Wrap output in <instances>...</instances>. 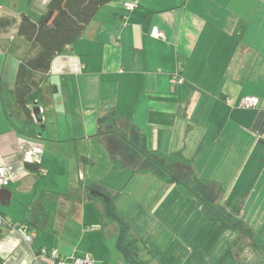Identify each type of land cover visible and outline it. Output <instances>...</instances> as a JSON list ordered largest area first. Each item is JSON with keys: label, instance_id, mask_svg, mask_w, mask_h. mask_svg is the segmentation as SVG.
Listing matches in <instances>:
<instances>
[{"label": "crops", "instance_id": "0c3cea01", "mask_svg": "<svg viewBox=\"0 0 264 264\" xmlns=\"http://www.w3.org/2000/svg\"><path fill=\"white\" fill-rule=\"evenodd\" d=\"M18 1L12 16L0 0V17L29 16L36 0ZM122 5L52 60L32 127L5 109L15 79L0 78L3 264H55L43 249L62 264H130L119 247L131 244L136 264H264V0ZM243 97L259 107H239ZM140 135L146 152L181 159L165 168L197 197L158 178Z\"/></svg>", "mask_w": 264, "mask_h": 264}, {"label": "trees", "instance_id": "16d2710c", "mask_svg": "<svg viewBox=\"0 0 264 264\" xmlns=\"http://www.w3.org/2000/svg\"><path fill=\"white\" fill-rule=\"evenodd\" d=\"M113 1L116 0H49L37 21L32 20L25 13L21 14L18 23L13 18L0 17V33H6L8 29L16 25L17 35L29 43V50L18 60L14 86L7 91L8 105L20 114L25 126L32 127L34 125L31 106L35 105V102L38 103L40 99L41 85L49 72L52 60L75 42L96 14ZM7 116L9 117L8 114ZM115 117L117 114L111 113L100 118L98 123L104 124ZM139 141L137 150L151 162L152 169L160 180L175 183L185 195L197 197L193 190L187 188L188 185L182 179L165 168V164L169 161V163L172 160L181 161L178 156L175 155L167 161L159 154L154 155L146 152L141 135ZM84 160L82 158L83 162ZM24 168L37 175L41 170L39 163L31 162L24 163ZM0 219L3 222L0 224L9 226L1 215ZM228 222L232 228L245 235L248 234V230L244 229L240 223L233 220ZM222 226L226 227L227 225L222 224ZM119 249L130 264L139 262L134 245L131 244L127 247L121 245ZM59 262L60 260H57L55 264H59ZM0 264H3L1 257Z\"/></svg>", "mask_w": 264, "mask_h": 264}, {"label": "rangeland", "instance_id": "374dc122", "mask_svg": "<svg viewBox=\"0 0 264 264\" xmlns=\"http://www.w3.org/2000/svg\"><path fill=\"white\" fill-rule=\"evenodd\" d=\"M3 1V12H11L12 16L15 15V12L18 10V6L20 5L19 1L16 0H1ZM45 0H36L35 5L32 9L29 8L28 14L32 18V20L37 21L38 18L43 13L42 6L44 4ZM21 9H24L25 3H21ZM27 8V7H26ZM21 12V11H20ZM24 48V49H23ZM6 50H9L6 52ZM29 50V43L23 39L22 37H19L14 30V27L8 29L6 33H0V78L5 77V79L14 81L17 65H18V59L21 58L26 54V52ZM5 70V72L3 71ZM6 84V83H5ZM1 86V82H0ZM5 109L7 112H11L10 105H8L5 101ZM12 113V112H11ZM117 133H121V130L116 131ZM45 135H43L44 137ZM121 231V235H125V239H129L130 235L129 233H126L127 230L125 227H122L119 229V234ZM73 263V262H72Z\"/></svg>", "mask_w": 264, "mask_h": 264}, {"label": "built area", "instance_id": "2783aa9c", "mask_svg": "<svg viewBox=\"0 0 264 264\" xmlns=\"http://www.w3.org/2000/svg\"><path fill=\"white\" fill-rule=\"evenodd\" d=\"M122 7L127 13L133 12L139 8V0H123ZM149 35L155 39H161V40L165 39L164 34L158 31L156 28H152L149 32ZM178 83H182V80H178ZM259 104H260V101L256 97H243L239 101L238 106L241 108L255 109L259 107ZM35 105H37V102H35ZM33 106H31V109L33 108ZM261 106L264 108V104H262ZM42 111L43 110L39 108V114L42 113ZM33 118L34 120L36 119L34 116ZM9 184H10V178L8 176L7 169L1 166L0 167V190L7 189L9 187ZM0 223H3L1 219H0ZM23 239L27 243H30L32 241L31 236L25 232H23ZM40 254L47 255V256L49 255V257L53 261H57V260L59 261V257L56 251H47L43 249L40 251ZM59 264H62V262L60 261ZM72 264H92V262L89 257L74 258Z\"/></svg>", "mask_w": 264, "mask_h": 264}, {"label": "water", "instance_id": "95a60500", "mask_svg": "<svg viewBox=\"0 0 264 264\" xmlns=\"http://www.w3.org/2000/svg\"><path fill=\"white\" fill-rule=\"evenodd\" d=\"M32 114H33V116H34L36 119H38V116H39V108H37L36 106L33 107V108H32ZM0 194H7L8 197H9V193H8V191L5 190V189H2V190L0 191Z\"/></svg>", "mask_w": 264, "mask_h": 264}]
</instances>
